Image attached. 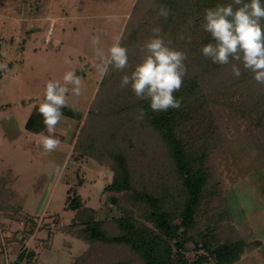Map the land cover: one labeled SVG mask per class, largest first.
<instances>
[{
    "label": "rangeland",
    "instance_id": "1",
    "mask_svg": "<svg viewBox=\"0 0 264 264\" xmlns=\"http://www.w3.org/2000/svg\"><path fill=\"white\" fill-rule=\"evenodd\" d=\"M154 8L153 0H0V65L7 66L0 69V235L12 257L28 245L37 255L35 264H74L88 244L65 228L75 217L65 205L68 189L80 180L78 193L85 205L98 208L99 218L114 215L103 191L112 179V161L104 157L101 162L93 152L102 148L111 132L126 150L123 137L131 139L132 155H137L136 149L150 146L149 159L158 168L168 163L166 150L150 127L125 121L134 115L133 108L126 115L107 109L109 105L103 109L96 104L106 91L99 87L102 79L95 68L100 63L96 49L107 52L116 36H125L126 30L136 32L129 45V68L123 72L130 74L144 56L140 49L153 29L149 24ZM113 16L119 17V22L109 19ZM93 36L98 37L97 44H93ZM184 39L179 35L177 43L169 46L186 53L187 75H198L201 70ZM68 71H75L83 81L81 95L70 90L66 104L81 114V120L63 116L53 134L60 144L47 153L40 137L32 136L26 124L32 115L40 120L38 109L45 100L47 82L63 84ZM201 81L215 134L220 136L210 165L218 175L222 197L215 196L212 205H220L224 198L226 203L227 198L232 214L229 224L234 226L230 230L224 224L220 237H243L251 244L261 241L234 264H264V85L243 70L239 79L233 78L227 66L206 73ZM117 89L122 94L120 101L131 106L135 96L129 95L130 87L121 88L114 78L112 95ZM91 108L96 116H89ZM86 120L90 123L80 133ZM43 132L47 135L46 128ZM140 159L136 157V161ZM134 169L136 176L143 171L140 164ZM150 173L143 171V179ZM28 217L41 220L35 235L24 221ZM120 250L111 261L123 259L125 253ZM187 256L192 259L194 251Z\"/></svg>",
    "mask_w": 264,
    "mask_h": 264
},
{
    "label": "trees",
    "instance_id": "2",
    "mask_svg": "<svg viewBox=\"0 0 264 264\" xmlns=\"http://www.w3.org/2000/svg\"><path fill=\"white\" fill-rule=\"evenodd\" d=\"M261 2L264 4V0ZM153 3L155 8L151 13L152 22L149 25L162 29L161 36L166 43H177L178 36L182 35L186 40L184 44L186 43L194 53L201 73L185 76L183 87L175 93V96L182 100L181 107L166 112H152L147 101H138L136 97L131 103L132 107L129 106L130 103H122L119 89L112 95L113 79L119 82L123 72L117 71L118 74H115L113 69H116L110 68L109 74L102 79L99 87L100 90L105 88L106 91L104 96L100 95L96 99L97 106L105 109V106L109 105L107 109L126 115L133 108L134 115L125 121L134 122L142 128L150 127L163 144L168 163L158 168V164L152 158L149 159L150 154L147 151L151 150L150 146L136 149L137 155H132L134 146L131 139L123 137L122 143L127 144L126 150L114 132L107 136L102 148H94L93 152L98 160L102 162L104 157H109L112 161V179L104 186L103 191L108 195V207L113 210L114 215L110 218H99L98 208L85 205L84 199L78 193L83 181L80 180L68 189L65 210L73 211L75 217L65 228L88 244L86 250L72 263L234 264L247 249L258 247L262 242L257 240L251 244L243 237L233 238L230 235L221 238L219 231L224 224L234 230V226L229 224L232 214L227 198L226 203L225 198L224 201L219 199L218 207L212 205L215 196L222 197L218 175L212 172L210 165L211 154L218 149L220 136L215 134L216 127L209 108L210 102L201 80L206 73L223 66L213 64L200 50L202 45L210 42L209 33L203 30L205 9L227 2L153 0ZM161 6L168 9L169 15L166 19L158 15ZM132 33L126 30L123 36L125 38L121 41L128 51L131 40H135L137 36L136 32ZM151 35L152 31H149L144 43ZM186 68L189 69L187 63ZM130 94L134 97L131 90ZM255 107L258 111V105ZM141 108L144 109L145 115L137 119L138 109ZM61 111L64 117L81 120V114L76 110L65 106ZM88 114L96 116L94 108H91ZM38 119L37 115L29 117L26 128H45L43 118ZM88 122H83L80 133L86 130L90 123ZM89 146L91 145H87ZM136 157L148 163H139ZM135 164H140L143 171L151 172L145 180L143 171L136 176ZM207 207L211 208L212 212H209ZM36 220L30 217L24 219L26 224L32 227L30 233L33 235L41 227H37ZM2 240L0 235L1 247ZM119 248L125 256L123 259L115 258L111 261ZM189 251H194L192 259L187 256ZM25 256L26 264L36 263L37 255L33 250L30 249L27 255L25 252L21 253L17 260L22 261Z\"/></svg>",
    "mask_w": 264,
    "mask_h": 264
},
{
    "label": "clouds",
    "instance_id": "3",
    "mask_svg": "<svg viewBox=\"0 0 264 264\" xmlns=\"http://www.w3.org/2000/svg\"><path fill=\"white\" fill-rule=\"evenodd\" d=\"M159 16L167 18L168 9L161 6ZM119 22V17L109 18ZM264 4L261 0H231L205 9L203 30L210 35V42L202 45L201 54L213 64L227 66L233 78L239 79L242 70L250 72L253 80L264 85ZM162 29H152V35L141 46L142 60L130 74L120 80L121 88H129L138 101H147L152 112H166L179 109L182 100L175 96L183 87L187 68L186 53L169 46L161 36ZM93 44L98 37L93 36ZM122 35L114 38L113 44L105 52L96 49L100 63L95 65L101 79L109 74L110 68L124 72L129 68L128 49L122 46ZM71 63V61H66ZM0 65V69H6ZM71 85V89H69ZM82 78L75 71H68L60 81H48L45 100L39 105L38 114L43 118L45 132L32 133L40 137L45 152L54 151L60 140L53 134L56 126L64 118L62 109L67 104V94L79 96L83 90ZM144 109H138L137 119L143 118Z\"/></svg>",
    "mask_w": 264,
    "mask_h": 264
},
{
    "label": "built area",
    "instance_id": "4",
    "mask_svg": "<svg viewBox=\"0 0 264 264\" xmlns=\"http://www.w3.org/2000/svg\"><path fill=\"white\" fill-rule=\"evenodd\" d=\"M36 222H37V227H39L41 225V220L40 221L36 220ZM29 250L30 249H29L28 245H25L22 248V250L19 251V253L15 257H12V255L10 254L8 249L5 248V245H3L2 253L0 254V264H26L27 263L26 256L24 259H22V261H18L17 258L23 252H25V254L27 255Z\"/></svg>",
    "mask_w": 264,
    "mask_h": 264
},
{
    "label": "crops",
    "instance_id": "5",
    "mask_svg": "<svg viewBox=\"0 0 264 264\" xmlns=\"http://www.w3.org/2000/svg\"><path fill=\"white\" fill-rule=\"evenodd\" d=\"M34 115H32L30 118H32ZM40 126V125H38ZM31 133H40V132H43V128H40V129H37V128H34V129H28ZM32 136H35V135H32Z\"/></svg>",
    "mask_w": 264,
    "mask_h": 264
}]
</instances>
